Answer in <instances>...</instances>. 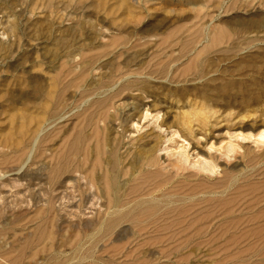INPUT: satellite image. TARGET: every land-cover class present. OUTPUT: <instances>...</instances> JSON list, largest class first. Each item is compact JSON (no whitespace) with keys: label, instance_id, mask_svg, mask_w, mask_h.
I'll return each instance as SVG.
<instances>
[{"label":"rangeland","instance_id":"obj_1","mask_svg":"<svg viewBox=\"0 0 264 264\" xmlns=\"http://www.w3.org/2000/svg\"><path fill=\"white\" fill-rule=\"evenodd\" d=\"M261 132L264 0H0V264H264Z\"/></svg>","mask_w":264,"mask_h":264},{"label":"bare ground","instance_id":"obj_2","mask_svg":"<svg viewBox=\"0 0 264 264\" xmlns=\"http://www.w3.org/2000/svg\"><path fill=\"white\" fill-rule=\"evenodd\" d=\"M52 82H53V80H52ZM47 94H48V93H47ZM48 96H50V95H48ZM50 97H51V96H50ZM46 98H47V97H46ZM63 105H64V104H63ZM59 116H60V115H59ZM260 125H261V124H260ZM241 126H242V125H241ZM244 126H245V125H244ZM248 127H249V126H248ZM259 127H260V126H259ZM244 128H245V127H244ZM237 131H238V130H237ZM248 136H249V135H248ZM258 137H259L258 139H262V140H264V132H261V134H259ZM240 138H241V137H240ZM242 138H243V139H246V138L248 139V137H246V136H243ZM262 140H261V141H262ZM259 142H260V141H259ZM83 148H84V147H83ZM31 149H32V148H31ZM144 149H145V148H144ZM233 150H234V149H233L232 146H230V144H229V146H228L227 149H226V152H227V153H229V152H233ZM141 151H143V150L141 149ZM146 151H147V150H146ZM29 152H30V151H29ZM83 152H84V149H83ZM142 153L144 154V152H142ZM228 155H229V154H228ZM257 159H258V158H257ZM254 160H255V159H254ZM205 162H206V161H205ZM205 162L203 163L202 169H203L204 171H206V172H209V173L213 172L215 166L210 165V164L205 163ZM257 164H258V163H257ZM96 165H98L97 161H96ZM150 167H151V168H154V170H156L154 166L151 165ZM150 167H149V168H150ZM248 167H249V166H248ZM55 170H56V168H55ZM91 171H92V170H91ZM91 171H90V176H91ZM245 172H246V171H245ZM247 173H248V172H247ZM245 175H246V174H245ZM247 175H248V174H247ZM247 175H246V176H247ZM249 175H250V174H249ZM90 176H89V177H90ZM235 176H236V175H235ZM241 176H242V175H241ZM243 176H244V175H243ZM234 178H235V177H234ZM234 178H233V179H234ZM93 180H94V179H93V176H92V180H91V177H90L89 182H91V181H93ZM140 181H141V180H140ZM142 181H143V180H142ZM230 181H231V180H230ZM106 184H107V186H106V185H105V186H106V188H107L108 190H109V189L112 190V189L115 188L114 180H113V179H110V178H109V179L107 180V183H106ZM237 184H238V183H237ZM252 184H253V183H252ZM194 186H195V185H194ZM141 187H142V185H141ZM156 187H161V188H162L163 186H162V184H160V185H158V186H156ZM182 187H183V186H182ZM226 187H227V186H226ZM148 188H149V187H148ZM194 188H195V187H194ZM197 188H198V187H197ZM178 189H179V188H178ZM187 189H188V188H186V190H187ZM198 189H199V188H198ZM180 190H181V188H180ZM186 190H185V191H186ZM118 191H119V190H118ZM181 191H182V190H181ZM225 191H226V190H225ZM225 191H224V192H225ZM172 192H174V191H172ZM223 194H224V193H223ZM113 195H114V194H113ZM113 195H112V196H113ZM170 196H171V195H170ZM183 197H184V196H183ZM185 197H186V195H185ZM249 197H250V196H249ZM263 197H264V196H263ZM252 199H253V198H252ZM209 200H210V199H209ZM209 200H208V201H209ZM210 201H212V200H210ZM213 201H214V200H213ZM246 201H248V200H246ZM251 201H252V200H251ZM251 201H250V202H251ZM259 201H260V200H259ZM214 202H215V201H214ZM252 202H253V201H252ZM261 202H262V201H261ZM261 202H260V203H261ZM218 203H219V202H218ZM248 203H249V202H248ZM248 203H247V204H248ZM146 204H147V203H146ZM162 204H163V203H162ZM173 204H174V203H173ZM206 204H207V203H206ZM247 204H246V205H247ZM249 204H250V203H249ZM256 204H257V203H256ZM263 204H264V203H263ZM263 204H262V205H263ZM155 205H156V204H155ZM109 206H110V208H115V207H117V206H118V201H116L115 198H111V200H110V202H109ZM104 207H105V206H104ZM106 207H107V206H106ZM218 207H219V206H218ZM218 207H217V208H218ZM258 207H259V206H258ZM166 208H167V207H166ZM227 208H228V207H227ZM52 209H53V208H52ZM117 209H120V208H117ZM151 209H152V208H150V210H151ZM173 209H174V208H173ZM253 209H254V208H253ZM113 210H114V209H113ZM120 210H121V209H120ZM148 211H149V210H148ZM151 211H152V210H151ZM255 211H256V210H255ZM205 212H206V211H205ZM109 213H110V212H109ZM145 213H146V212H145ZM148 213H149V212H147V214H148ZM184 213H185V212H184ZM228 213H229V212H228ZM130 214H131V213H130ZM256 215H257V214H256ZM262 215H263V214H261V216H262ZM146 216H147V215H146ZM148 216H154V214H148ZM148 216H147V217H148ZM238 216H239V215H238ZM263 216H264V215H263ZM143 217H144V216H143ZM161 217H162V216H160L159 218H161ZM201 217H202V216H201ZM256 217H258V216H256ZM259 217H260V216H259ZM148 218H149V217H148ZM157 218H158V217H157ZM125 219H126V218H125ZM142 219H143V218H142ZM154 219H155V218H154ZM166 219H167V218H166ZM179 219H180V218H179ZM249 219H250V218H249ZM253 219H254V218H253ZM102 220H103V219H102ZM121 220H122V219H121ZM136 220H137V219H136ZM139 220H140V219H139ZM160 220H161V219H160ZM167 220H168V219H167ZM172 220H173V219H172ZM197 220H198V219H197ZM134 221H135V220H134ZM149 221H150V220H149ZM164 221H165V220H164ZM195 221H196V220H195ZM225 221H226V220H225ZM261 221H263V220H261ZM51 222H52V221H51ZM156 222H157V219H155V221L153 222V224L150 223V226L148 225L149 228L152 227V228L157 229V230H158V229H163V231H164V230H170V229H171L173 226H175V225H176V226H180V227L182 226V221H181V219H180L179 222H177V224H174V223H171V222H170V224L164 223L162 226L157 225ZM172 222H173V221H172ZM255 222H256V221H255ZM102 224H103V223H101V225H102ZM142 225H143V223H142ZM185 226H186V225H185ZM98 227H99V226H98ZM146 227H147V225H146ZM146 227H145V226H141V225H140V222H139V221H136L135 228H137L138 230H144ZM96 228H97V227H96ZM96 228H95V229H96ZM262 229H263V228H262ZM97 231H98V230H97ZM154 231H155V230H154ZM9 255H10V254H9ZM9 255H8V256H9ZM0 258H1V257H0ZM4 258H5V256H4ZM4 258H2L1 260H3ZM6 259H7V258H6ZM4 260H5V259H4Z\"/></svg>","mask_w":264,"mask_h":264}]
</instances>
